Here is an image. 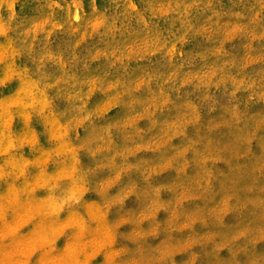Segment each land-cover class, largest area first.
<instances>
[{
	"label": "rangeland",
	"instance_id": "374dc122",
	"mask_svg": "<svg viewBox=\"0 0 264 264\" xmlns=\"http://www.w3.org/2000/svg\"><path fill=\"white\" fill-rule=\"evenodd\" d=\"M0 264H264V0H0Z\"/></svg>",
	"mask_w": 264,
	"mask_h": 264
}]
</instances>
